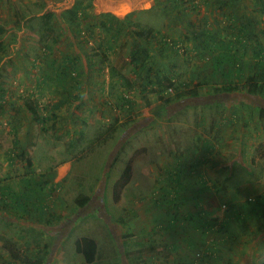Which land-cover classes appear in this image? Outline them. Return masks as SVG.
<instances>
[{"label": "rangeland", "instance_id": "rangeland-1", "mask_svg": "<svg viewBox=\"0 0 264 264\" xmlns=\"http://www.w3.org/2000/svg\"><path fill=\"white\" fill-rule=\"evenodd\" d=\"M0 28V188L34 193L0 203V264H264V102L211 92L222 53L264 83V0H0ZM26 96L54 114L43 127Z\"/></svg>", "mask_w": 264, "mask_h": 264}, {"label": "trees", "instance_id": "trees-1", "mask_svg": "<svg viewBox=\"0 0 264 264\" xmlns=\"http://www.w3.org/2000/svg\"><path fill=\"white\" fill-rule=\"evenodd\" d=\"M263 3V2H262ZM77 10L78 8H75L73 11H71V14H73L74 16L77 15ZM3 32V29L0 28V34ZM258 46H259V42H257ZM162 44L163 46H167L168 44H170L169 40H162ZM173 47L175 48V53L176 56L178 55L179 52V47L176 45L175 42H173ZM259 48V47H258ZM6 49L5 44L0 41V54L3 53ZM146 51L147 48L141 43V44H137L134 49L131 52V59L130 62L131 64H139V55L140 52L146 56ZM260 52V50H259ZM261 53V52H260ZM260 53H257L255 56L259 59L258 64L261 67H264V56H259ZM143 56V57H144ZM231 55L226 54V53H222L221 55L213 58V62H212V67H213V72L216 74L217 72H220V74L224 77V79L227 81V83H220V84H214L212 87L211 92L215 93V94H233V93H239V92H243L244 94H246V96L249 99H253V98H258L261 99L264 102V83L261 82L260 79H258L257 77H253L250 76L246 81H242L243 79V71L238 67L235 66L234 61L232 60ZM76 62L72 59H67L61 67V73L58 74V76L61 77V74H65L67 69H73ZM225 64H230L233 65L231 68H226L224 67ZM143 66H145L144 64H142ZM100 68H103V66H100ZM151 70L149 68L148 73H150ZM120 77L122 79H125L124 75H122L120 72H118L114 67H110V77ZM262 78V77H261ZM126 82L128 83V81L126 80ZM147 82L149 85H155L156 83L159 84V86L161 87L160 89L163 91L164 90V80H162V78L158 75L155 74V80L152 81L150 77L147 76ZM126 83V84H127ZM202 88V87H201ZM203 89V88H202ZM200 93L196 88H190L188 90H180L178 92H176L174 94V96L170 97V98H166V102H175L178 101L180 99H184V98H195V97H199ZM3 96H0V102H3ZM125 101H127L125 99ZM21 107L24 110V113L26 115L27 118L33 120L35 126H44L47 121L51 118L54 117V114H51V116H48L45 113V111L47 110V107H43L40 102H38V100L33 99L31 97H23L21 98V102H20ZM255 106H257L256 108H260L262 110H264V107H262L261 105H259V103L254 104ZM0 107H3V105H0ZM17 143V140H14ZM129 173H130V169L129 167H126L125 170L123 171V177L128 178L129 177ZM174 191L176 190V194H178V189H180V182L178 180V175L174 174ZM40 183V182H39ZM34 193L31 194V192H26L23 193L22 195H13L10 193H7V195H10V199L12 200V204H15L21 208H24L23 210H26V206L27 203L30 201L31 199V195H33ZM175 197V196H174ZM90 200V197L88 195H81L80 198H78L76 200L77 204L80 207H83L85 204H87ZM250 200V199H249ZM22 201L24 202L23 204H20L19 202L22 203ZM175 201V200H174ZM260 203V202H258ZM251 209V208H250ZM259 211L255 208H252L251 210L248 211V215L252 216L254 214H256V212ZM194 216V215H192ZM196 216H200L199 213L196 214ZM201 221V220H200ZM85 244H90V246H92V251L91 253H87L86 249H84L83 245ZM9 255L14 259V260H18L20 253L18 252L17 248H14V244H11V246L9 248H7ZM150 249L148 250H143L140 249L134 253L131 252H126L125 253V258H127L128 256H130L131 254H134L136 256L142 255L146 252H148ZM95 251H96V245L95 242L92 239L83 237L79 240L76 241V249L75 252L76 253H80L81 255H83L84 259L86 262H92L94 255H95Z\"/></svg>", "mask_w": 264, "mask_h": 264}, {"label": "crops", "instance_id": "crops-1", "mask_svg": "<svg viewBox=\"0 0 264 264\" xmlns=\"http://www.w3.org/2000/svg\"><path fill=\"white\" fill-rule=\"evenodd\" d=\"M263 191L260 192V195L258 196L259 199H260V202L264 201V192ZM26 192L27 191H25V192H23V191H21V192L16 191L15 195H22L23 193H26ZM7 193H10V194H13L14 195L13 189H11L9 186L8 187L6 186V187L0 188V203L5 204L6 206L11 205L10 202H12L11 199L7 200V196H6ZM9 196L10 195H8V197ZM19 203L21 204V202H19ZM22 203H23V201H22ZM18 207H19V204H18ZM7 217H9L10 219H14V220H19V219L22 218L20 216H7ZM38 217H40V216H38Z\"/></svg>", "mask_w": 264, "mask_h": 264}]
</instances>
